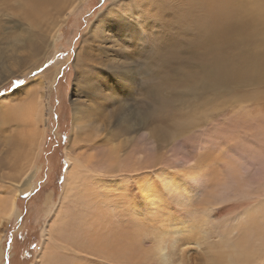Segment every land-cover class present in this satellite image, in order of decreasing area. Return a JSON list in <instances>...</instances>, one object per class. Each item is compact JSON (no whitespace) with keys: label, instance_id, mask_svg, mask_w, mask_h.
<instances>
[{"label":"bare ground","instance_id":"6f19581e","mask_svg":"<svg viewBox=\"0 0 264 264\" xmlns=\"http://www.w3.org/2000/svg\"><path fill=\"white\" fill-rule=\"evenodd\" d=\"M28 2L32 12L51 0ZM153 2L151 17L159 28L129 34L125 39L134 43L127 44L132 54L127 50L126 57H144L139 75L155 82L151 88H163L165 76L172 75L189 89L154 98L147 87L142 112L133 99L126 114L116 108L117 123L123 115L149 128L155 103L159 111H169L173 122L170 128H157L161 137L154 138L148 129L144 135L146 149L157 153L168 147L162 141L175 140L193 126L191 118L177 119L182 112L173 102L206 107L209 97L219 102L205 118L225 115L227 121L216 122L219 132L227 128L225 140H219L224 143L207 147L204 159L200 154L175 160L172 167L154 152L139 153L135 137L112 144L113 136L123 135L117 129L109 139L82 135L79 128L77 135L72 131L63 184L68 197L62 195L52 221L43 228L33 264H264V93L257 95L254 86L264 83V0ZM122 30L116 28L115 35ZM29 48L28 54L36 48V55L43 51L39 42H30ZM44 59L21 73L33 71ZM76 61L80 66L78 57ZM3 63L0 58V68ZM32 82L33 88L21 89L23 98L5 99L1 114L0 122L13 125L14 116L16 126L8 134L0 129V222L16 212V194L28 184L24 180L42 142L43 86L42 81ZM180 84L176 81L172 89ZM207 158L211 161L205 163ZM172 176L197 178L184 189L192 199L175 204L162 194L173 185ZM10 180L15 184H5Z\"/></svg>","mask_w":264,"mask_h":264},{"label":"rangeland","instance_id":"374dc122","mask_svg":"<svg viewBox=\"0 0 264 264\" xmlns=\"http://www.w3.org/2000/svg\"><path fill=\"white\" fill-rule=\"evenodd\" d=\"M152 1L118 0L115 4L112 0H51L50 3L45 2L30 12L28 0H0V58L4 59L3 68H0V117H2L0 121L3 122L1 114L6 108L5 99L9 96L18 100L23 98L25 92L21 89L33 88L32 81H42L44 113V120L40 125V128L44 129L42 142L34 158L31 173L24 180L28 184L16 194V212L7 221L0 222V264H33L36 261L42 230L47 227L49 221H52L62 195L68 197L63 184L66 182V170L70 168L66 153L71 152L69 150L72 146V131L77 135L79 128L82 135L89 133V137L100 136V139H109L113 133L116 134L117 129L118 134L123 135L113 136L112 144L126 139L127 136L135 137L133 143L139 153L150 155L154 152L153 154L162 157L164 165L171 164L172 167L178 160L196 158L200 154L204 159L208 152L207 147L224 143L220 141L225 140L224 133L227 132V128L225 132H219V126L216 124L221 120L227 121L225 115L212 113V118H205L206 112H212L213 107L219 102L210 101L209 97L208 100L204 99L206 107L190 106L189 103L183 105L179 100L173 102V106L182 112L178 114L177 119L191 118L193 126L185 134L175 136L179 137L175 140H170L173 137H169L166 143L162 141L161 143L168 147L157 150V153L146 149L145 133L151 130L154 138L161 137L157 128L171 127L173 119L170 112L159 111L155 103L152 109L153 116L151 114V118L148 119L151 120L149 128L137 126L135 118H122L126 110L132 108L133 99L135 108L142 112L143 92L146 89L137 87L119 73L122 70L120 65H133L139 61L136 78L144 82L143 76L139 74L140 66L145 59L137 56V59L134 58L132 61V58L126 57L125 52L132 49L127 47V44L131 45L134 41L125 38L129 34H136L137 31L140 35L147 33L148 29L159 28L152 18L154 15H151L155 14L151 12ZM148 6L151 7L149 10ZM143 8L147 9L146 13ZM119 27L125 30L117 36L115 30ZM32 41L41 44L43 51L37 53L38 55H36L38 47L33 53H27L30 51ZM179 41L182 45L183 37L179 36ZM136 43L138 47L142 46L140 39H137ZM77 57L81 61L80 66L76 64ZM43 58H45L43 63L36 67V70L25 75L21 73L30 67L28 65L34 61L38 63ZM165 78L168 83L163 88L156 90L150 87V94L154 98L157 95L168 96L170 93L185 92L189 89L187 84L173 78L172 75ZM14 81L22 83L13 84ZM176 81L182 84L172 89ZM129 83L132 84V88L128 91ZM254 86L257 95L264 93V83ZM260 102L264 103V97ZM116 110L117 113L124 111L119 124L117 123L119 115L115 116ZM74 112L78 118L75 117L73 120ZM12 118L13 125L7 126L5 123L7 126L5 127L4 123L0 122V129L6 128L7 131L4 132L6 134L16 126L14 116ZM126 127H130L127 134ZM215 153L211 151V154ZM209 159H205V163ZM84 168L87 170L86 166ZM13 181L16 180L6 181L5 184H15ZM18 186L21 187V183ZM54 239L58 240L59 237L55 235Z\"/></svg>","mask_w":264,"mask_h":264},{"label":"snow or ice","instance_id":"6c2138e0","mask_svg":"<svg viewBox=\"0 0 264 264\" xmlns=\"http://www.w3.org/2000/svg\"><path fill=\"white\" fill-rule=\"evenodd\" d=\"M139 61L135 62L133 65H121V71L119 73L120 76H123L125 79L132 81L137 87L147 88L153 87L155 85L154 81H144L141 82L137 79V66L139 65ZM22 81H14L13 84H20ZM173 180V185L168 186L167 188L162 190V194L166 196L170 201L175 204H183L187 202L189 199H192L185 191V187L188 184H196L197 178L195 177H186L182 178L179 176L169 177Z\"/></svg>","mask_w":264,"mask_h":264}]
</instances>
